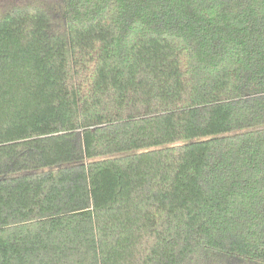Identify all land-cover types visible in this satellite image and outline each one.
Returning a JSON list of instances; mask_svg holds the SVG:
<instances>
[{
    "label": "trees",
    "instance_id": "16d2710c",
    "mask_svg": "<svg viewBox=\"0 0 264 264\" xmlns=\"http://www.w3.org/2000/svg\"><path fill=\"white\" fill-rule=\"evenodd\" d=\"M0 264H264V0L6 7Z\"/></svg>",
    "mask_w": 264,
    "mask_h": 264
},
{
    "label": "rangeland",
    "instance_id": "374dc122",
    "mask_svg": "<svg viewBox=\"0 0 264 264\" xmlns=\"http://www.w3.org/2000/svg\"><path fill=\"white\" fill-rule=\"evenodd\" d=\"M59 0H0V15L2 13V11L13 4H25L27 2H32V3H44V4H48L51 5L53 2H57Z\"/></svg>",
    "mask_w": 264,
    "mask_h": 264
}]
</instances>
